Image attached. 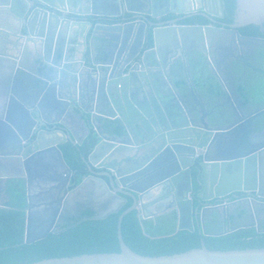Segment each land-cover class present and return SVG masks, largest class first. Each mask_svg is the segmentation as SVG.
<instances>
[{
  "label": "water",
  "instance_id": "water-1",
  "mask_svg": "<svg viewBox=\"0 0 264 264\" xmlns=\"http://www.w3.org/2000/svg\"><path fill=\"white\" fill-rule=\"evenodd\" d=\"M181 2L116 0L109 23L93 24L89 16L100 14L99 0H0V81H6L8 91L7 113L0 117V184L10 178L4 175L7 169L22 171L24 242L32 244L54 232L53 225L44 229L36 222V213L47 205L35 201L63 190L65 197L68 186L76 191L90 181L96 184V192L87 193L99 195L96 201L103 213L89 219L121 213L120 253L32 264H264V248L210 250L202 241L198 249L150 257L137 254L123 239L126 215L138 209L144 221L152 216L150 210L170 198L175 202L165 211L177 210V230L194 232L196 223L204 237L224 236L207 233L220 217L226 218L223 212L214 213L220 207L205 208L204 203L261 188L258 171L264 165V140L257 141L254 134L264 108L246 119L234 108H212L221 97L212 78L228 97L208 35L213 26L182 25L189 16L160 22L170 13L164 6L181 8ZM204 10L213 22L212 13L200 9ZM236 11L234 29L264 24V0H237ZM150 31L154 44L146 48ZM137 38L141 41L131 46ZM28 61L36 62L37 71ZM48 109L56 110L60 118L49 120ZM106 121L117 122L121 131ZM85 141L91 145L88 157H83L89 175L77 186L78 174L66 163L60 146H83ZM44 180L50 186L33 192L32 183ZM128 198L133 204L123 210ZM66 208L61 204V216ZM254 210L244 209L236 216ZM185 220L189 226L181 225Z\"/></svg>",
  "mask_w": 264,
  "mask_h": 264
},
{
  "label": "flooded vegetation",
  "instance_id": "flooded-vegetation-1",
  "mask_svg": "<svg viewBox=\"0 0 264 264\" xmlns=\"http://www.w3.org/2000/svg\"><path fill=\"white\" fill-rule=\"evenodd\" d=\"M181 1V8L177 4H171L170 6H167V8H165L164 6V12L168 9L170 13L167 16L163 17L160 22L168 23L172 22L176 18L189 16L188 19L181 22L182 25L213 26V29L208 33V35L210 37V41H214L212 50L214 60L216 65L218 67H221V75L228 91V97L224 96L223 94V96L214 103L212 108L218 111H229L234 108L237 113L240 114L241 119H246L255 111L264 108V67L261 65V62L264 60V24L248 25L239 29H234L232 26L236 23L237 4L233 22H229L228 20H226V7L224 0ZM202 8H207L208 11L212 13L211 16L212 18H214L213 22H210L209 19L205 16L206 10L200 11V9ZM180 10H189L190 12L188 13V15L182 16L173 14V11L178 12ZM150 41H152V43H150ZM145 43L146 48H152L154 44L152 31H150L146 36ZM139 67L140 69H143L142 64H140ZM39 70H41V68H39ZM34 71H37V65ZM34 74L36 73L34 72ZM259 79H261V81ZM211 81L214 84V89L219 87L217 82L215 81V78H212ZM253 82H255L256 85H259L262 89L261 92L257 95L249 93L248 91L249 85L254 84ZM255 100L263 101V104L254 105L253 107V103ZM28 104L30 107H34V103L28 102ZM46 112V117L48 119L50 117L52 119L51 121L60 118L58 117V112L56 110L48 109L46 110ZM234 118L235 117L233 116L232 120ZM106 125H108V127L110 128L115 127L116 132L121 131L117 122L106 121ZM255 125L256 133L254 135L257 141H263L264 133L262 132L264 131V116L256 121ZM51 167H53V165H51ZM21 174L22 171L15 169H7L5 171L4 175L6 177L10 176V178L8 180H3V182L0 184V209L5 208L2 205V202L5 201L4 191L8 183L18 180L24 181V179L20 177ZM86 175H89V173H87ZM258 175L261 179L260 190L237 191L221 199H214L213 201L204 203L206 205L205 208L220 207V210L214 213L217 214L219 212H223L226 218L224 219L223 217H220L218 222H216L217 225L214 228L210 229V227L207 226L209 228H207L208 234H225L224 236H226L240 230H255L259 234H264V165L258 171ZM83 176L84 175H78L79 180L77 186L81 183L80 179ZM24 183L26 184L25 181ZM48 185V180L36 182L34 181L32 183V190L33 192H37L41 189V186L46 187ZM193 185L195 186V182H193ZM1 188H3V192H1ZM96 188V184L93 181H90V184H87L83 189H78L76 191L75 187L68 186V191L65 197L63 196L64 190L61 192V194L57 193L53 195L52 198L51 196H43V199H41L40 201H35V203L40 202L44 205H47V208L46 210H38L35 215L36 222L43 225L44 229V225H46V227L48 225H53L54 232H58L60 230L67 229L66 225H68L70 222L74 223L76 220L80 221L88 219L83 216V213L87 210L92 211L95 215L103 213L101 212L100 204L96 201V198H98L99 195L95 193L92 194L91 197H89L87 193L90 191L96 192ZM193 194L194 193H192L190 196H193ZM62 197H64L63 201L60 200ZM172 201L175 202L172 198L168 199L166 202L162 201L163 203L160 205V207H158L156 210H150V214L152 216L148 219H145L144 221H147L152 226L160 227L159 225L161 224L163 227V221H166V219L171 217L174 211L177 212V210L174 208L165 211V208H168L172 205ZM130 202H132V205L133 200L131 198H128L127 205ZM63 203L67 204V210L64 215L61 216L59 213V209L61 208V204ZM77 203H80V206H78ZM198 204L199 203L194 200V206H197ZM244 209L255 210L252 212H247L246 215H242V217L236 216L238 212L242 213ZM162 210H164V212H161ZM155 213H157V215L153 216V214ZM211 214V211L207 212L206 218ZM179 223L180 222L178 221V226ZM189 224L190 223H188V221L186 222L185 220L181 225L186 227L189 226ZM194 228L195 230H197L198 228L196 223H194ZM42 229H39L37 233H40V230Z\"/></svg>",
  "mask_w": 264,
  "mask_h": 264
},
{
  "label": "trees",
  "instance_id": "trees-1",
  "mask_svg": "<svg viewBox=\"0 0 264 264\" xmlns=\"http://www.w3.org/2000/svg\"><path fill=\"white\" fill-rule=\"evenodd\" d=\"M226 20L233 22L237 0H224ZM152 43V41H150ZM91 145L65 143L61 146L68 166L85 175L83 157H88ZM24 181H11L4 193L5 201L0 209V264H32L46 259L76 257L92 254L120 253L118 221L120 214L106 219H89L95 214L87 210L86 220H76L66 225L67 229L50 233L46 238L26 244V193ZM130 202L123 210L131 206ZM138 209L125 216L122 235L128 247L143 256H172L198 249L202 241L210 250L230 251L264 248V234L255 230H240L222 237L206 238L198 230H175L160 234V228L141 221ZM68 226V227H67ZM65 228V227H63Z\"/></svg>",
  "mask_w": 264,
  "mask_h": 264
},
{
  "label": "crops",
  "instance_id": "crops-1",
  "mask_svg": "<svg viewBox=\"0 0 264 264\" xmlns=\"http://www.w3.org/2000/svg\"><path fill=\"white\" fill-rule=\"evenodd\" d=\"M117 10V6H116V0H99V5H98V9H97V13H100L99 15H92L89 16V18L91 19V21H93V24H108V18L111 17L109 15L113 14L115 11ZM86 31L92 32V28L90 27H86ZM141 40L139 38L135 39L134 41H132L131 46L135 45L137 46V42L139 43ZM139 45V44H138ZM32 46V45H30ZM87 58L89 61H91V54H90V50L88 48L87 51ZM28 65L35 70L36 68L34 66H36V62L32 61L29 62L28 61ZM5 80L2 79L0 81V117L5 115L7 113V105L5 106L4 103L6 102V98L4 95H6L8 93V91L6 92V84H5ZM219 86V85H218ZM212 87L214 88V84L212 85ZM218 91V94L222 97L223 96V92L221 87H217L215 88ZM5 93V94H4ZM50 120H52L49 117ZM86 142V141H85ZM85 144V143H84ZM63 145V144H62ZM61 145V146H62ZM60 146V148H61ZM87 168V167H86ZM87 174V173H86ZM180 217L178 215V212L174 211V213L172 214L171 217H169L168 219H166V221H164L166 224H170L168 226H171L174 228L173 231L177 230L178 228V221H179ZM169 220V221H167ZM164 228V227H163Z\"/></svg>",
  "mask_w": 264,
  "mask_h": 264
},
{
  "label": "rangeland",
  "instance_id": "rangeland-1",
  "mask_svg": "<svg viewBox=\"0 0 264 264\" xmlns=\"http://www.w3.org/2000/svg\"><path fill=\"white\" fill-rule=\"evenodd\" d=\"M261 65L264 67V60L261 62ZM259 80L261 81V79H259ZM253 83L254 84L249 85L248 91H249V93L257 95V94H259L261 92L262 89L260 88L259 85H256L255 82H253ZM262 86H263V84H262ZM261 104H263V101H260V100L256 101L255 100L254 103H253V107H254V105H261ZM167 221H169V220H167ZM168 225H170V224H166L164 221H163V227L164 228L162 227L161 224L159 225L160 227H158V228H160V230H159L160 234H168V233L173 232L174 228L171 227V226H168Z\"/></svg>",
  "mask_w": 264,
  "mask_h": 264
}]
</instances>
